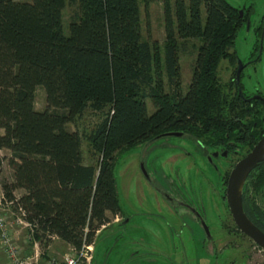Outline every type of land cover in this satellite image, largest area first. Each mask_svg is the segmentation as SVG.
Segmentation results:
<instances>
[{"label":"trees","instance_id":"obj_1","mask_svg":"<svg viewBox=\"0 0 264 264\" xmlns=\"http://www.w3.org/2000/svg\"><path fill=\"white\" fill-rule=\"evenodd\" d=\"M156 1L76 0L65 34V0H0V150H9L14 178H3L1 190L44 246L53 238L75 248L92 244L108 214H119L113 174L119 151L199 121L206 129L220 125L216 67L234 45L236 10L226 0H162L161 52L141 29L140 3ZM183 38L202 44L189 89L180 94L177 39ZM163 76L172 92L164 91ZM38 85L45 90L41 111ZM87 108L107 109L86 135L98 166L83 162L82 137L67 128ZM17 189L25 193L16 197Z\"/></svg>","mask_w":264,"mask_h":264},{"label":"rangeland","instance_id":"obj_2","mask_svg":"<svg viewBox=\"0 0 264 264\" xmlns=\"http://www.w3.org/2000/svg\"><path fill=\"white\" fill-rule=\"evenodd\" d=\"M226 1L236 10L239 18L234 48L244 58L251 48L254 38L252 39V32L250 34L245 33L246 27L244 28L238 11H243L245 16H250L251 21H254L255 24L263 18L264 0ZM171 4H173V0H171ZM140 11L143 40L156 43L159 50L163 52L165 30L162 0L153 2L148 6L141 2ZM76 12V0H65V7L62 12L65 34H68L69 24L75 18ZM201 44L202 39L200 38L177 39L180 65L177 91L180 94H185L189 89ZM232 55L233 50L231 48L229 55L219 61L216 67L215 85L220 91L224 110L218 116L219 121L221 122V119L226 117L231 118L232 125L236 127L238 120L233 122L232 110H229L235 96L234 89L230 86V80L234 77V68L236 67ZM258 77L264 84V58L257 65V71L249 76V80L253 83ZM163 81L164 91L172 92L174 88L169 86L165 76H163ZM146 104L148 112L152 113L154 105L149 98L146 99ZM45 107V90L43 86L38 85L35 90V108L41 111ZM106 110L101 113L87 108L73 124L67 125L69 130H77L82 137V156L85 164L96 166L99 164L100 155L92 151L86 140V135L103 118ZM245 110L246 108L242 107L233 110L234 119L242 117L240 111ZM246 114L249 118H244V121H249L251 125L256 121H261L264 130L263 112V115H259V111L252 110ZM219 127L209 131L205 126H202L203 132L194 129L185 130V137H160L162 133H159L133 147L119 151L116 154L113 168L119 205L124 216L127 215L131 218L133 225H141L143 229L138 232L146 233L152 246H163V243L166 245L167 243L177 244L180 241L170 235L166 219L171 217L166 215L162 205L157 207V203L160 202V196L165 198V202L169 198L175 199V204L182 206L181 210L184 211L179 228L181 227L183 230L187 225H190L188 228L191 227L190 233L183 230L184 233L182 234L181 231L183 248L180 250L182 255L186 256V260H181L182 264H193L194 259L196 264H210V262L212 264H264V251H260L252 240L235 230L236 225L224 196L227 176L234 163L248 150L251 142H241V145L238 146L239 154L233 151L226 158L221 157L210 162L205 157V151L221 148L222 146L218 145L222 144L219 139L222 140L226 137V131ZM234 133L236 132L233 129L229 135ZM250 138L252 137L250 136ZM251 140L255 141L256 138ZM200 143L207 146L206 150L202 148ZM7 154V150H0V181L13 175L7 162L8 156H4ZM140 164L146 167L149 180L145 179L142 174ZM150 184L157 188L160 195ZM250 187V201L254 210H261L264 213V166L253 176ZM159 210L162 211L164 218L153 214V218L148 219L151 217L148 215L149 212L159 213ZM108 215L109 222L96 233L92 259L87 264H118L117 261L125 258V256L120 257L121 251H118L124 245L125 238L120 236L119 232L112 233L111 230L114 223L120 224L123 221V217H119L116 222L111 214ZM185 219H190L191 223L184 222ZM202 223L207 226L208 234L206 235L202 230ZM124 229H126L125 234H128L131 227L127 226ZM137 235L141 238L139 234ZM37 240L40 242L39 239ZM121 240L122 242H120ZM53 241L51 240L48 246L39 243L40 252H42V256L44 255L43 258L61 256L67 251L66 245L59 244L60 241L57 243H53ZM187 245L190 247L186 248ZM123 250L128 251L126 246L123 247ZM167 254L170 255L168 260H174L173 262L179 264V256H174L173 250L168 251Z\"/></svg>","mask_w":264,"mask_h":264},{"label":"flooded vegetation","instance_id":"obj_3","mask_svg":"<svg viewBox=\"0 0 264 264\" xmlns=\"http://www.w3.org/2000/svg\"><path fill=\"white\" fill-rule=\"evenodd\" d=\"M238 14L242 22L244 23V28L246 27L245 33L250 34V32H252V39L254 38L253 40L254 42L251 48L249 49L248 53L244 56V58H242L238 54L237 50L234 48L235 45H233L232 47V50H233L232 59L234 60L236 67L234 68V77L230 80V86L234 89L233 91L235 92V96H234L232 105L230 106L229 110H232L231 117L233 118V122L237 120L239 122L238 121L236 122L238 123V126L235 127L232 125L231 118H227V117L223 118L221 119V122L217 118L214 120L215 122L220 123L219 128H221L223 131H226V137L222 140L219 139V141L222 142V144H218L219 146L220 145L222 146V147L220 146L221 148L205 151V157L210 162L218 158H221V157L226 158L230 153H233V151H235L234 153L239 154L240 150H238V146L241 145L240 143L243 141L251 142L250 145L248 146V150L245 151L244 154L241 155V158H243L252 149L254 144L264 136V130H263L261 121H256L252 125L251 123H249V121H244V118L245 119L249 118L246 116L247 112L256 110V111H259V115H263L262 112L264 113V84L259 79V77L253 83H251L249 80V76L253 74V72L257 71V65L261 62L262 58H264V15L261 21H258L257 23L254 24V21H251V17L245 16L243 14V11H238ZM238 69H239V76L237 78ZM239 107L246 108V110L240 111L241 113L240 115L242 117L234 119L235 117H234L233 110H237ZM199 123L200 121L197 123L194 130H198V131L200 130L201 132H203V128L198 125ZM212 129H216V128H210L209 131ZM233 129L236 133L230 136L229 133L233 131ZM185 130H188V129L167 131V132L162 133L160 137H165V136H178V137L184 136L185 137L186 136L184 134ZM168 132H177L178 134L168 135L167 134ZM250 136L252 138H250ZM253 138H256V140L255 141L251 140ZM200 145L202 146V148H204V150H206L207 146L203 145V143L202 144L200 143ZM240 159H238L234 163L231 170L233 169L235 164ZM141 165L143 166L146 172V175L144 173L142 174L144 175L145 179L149 180V174L147 172L146 167H144L143 164H140V168H141ZM262 166H264V161L257 164V166L249 172L246 178L245 188L242 193V203H243V206L249 218L254 222V224L259 229H261L264 232V213L261 210L255 211L250 201L251 181L253 179V176H255L256 172L260 170ZM229 174L227 176V180L225 183L226 184L225 194H224L225 201H226V188H227ZM151 187L160 195L156 187H154L153 185H151ZM159 199H160V202L157 203V207L162 205L163 209L166 212V215L168 217H171L169 219H166V222L168 224L169 233L173 238L175 237L178 238L180 243H177L178 245L175 243H171V244L167 243V245L163 243V246H152L149 243L146 233L144 234V232L142 233L138 232L143 229L141 225L139 226L133 225L131 218L127 215L124 216V213L120 207L119 214L115 216L112 215V216L116 222L118 221L119 217H123L122 218L123 221H121L120 224L114 223V226L111 229L112 233L117 231L119 232L120 236H123L125 238L124 243H123L124 245H122L120 249L118 250V251H121L120 257L125 256V258L117 261L118 264H177L173 262L174 260L172 259H171L172 261L168 260L169 259L168 257L170 255L167 254V252L168 251L170 252L171 250H173L174 256L176 255L179 256V259H178L179 264H182V261H181L182 259L186 260V256H183L182 251L180 250L181 248H183L181 244V237L185 230L189 231L190 233L191 227L188 228L190 225L185 226V228L183 229L184 231L181 229V227L179 228L180 222L182 221L181 216H184V211L181 210L182 206L180 207L178 206V204H175V199L173 200L172 198H169L167 202H165L166 201L164 200L165 198H161V196ZM153 214L157 216H161L163 218L165 217L162 211L159 210V213L149 212L148 215H150L151 217H148V219L153 218L154 216ZM188 220L185 219L184 222L191 223V220L190 219ZM127 226H130L131 229L128 234H125L126 229L124 228H126ZM202 230L205 235L208 234V229L205 223H202ZM235 230L243 234L237 227ZM181 231H182V234H181ZM137 234H139L141 238H139ZM190 235H191V238H193L192 234ZM120 242H122V240ZM124 246L127 247L128 251L123 250ZM189 247L190 246L187 245L186 248H189ZM258 249L260 251L262 250L260 247H258ZM124 253L126 254L124 255ZM165 260H167V262H165ZM196 263L197 262L194 259L193 264H196ZM210 264L212 263L210 262Z\"/></svg>","mask_w":264,"mask_h":264},{"label":"built area","instance_id":"obj_4","mask_svg":"<svg viewBox=\"0 0 264 264\" xmlns=\"http://www.w3.org/2000/svg\"><path fill=\"white\" fill-rule=\"evenodd\" d=\"M25 212L13 201L0 195V252L6 264H87L92 259L93 243L79 248L70 246L61 256L43 258L33 226L25 220ZM31 243V253L24 254L21 237ZM55 239V238H53Z\"/></svg>","mask_w":264,"mask_h":264},{"label":"water","instance_id":"obj_5","mask_svg":"<svg viewBox=\"0 0 264 264\" xmlns=\"http://www.w3.org/2000/svg\"><path fill=\"white\" fill-rule=\"evenodd\" d=\"M238 76L239 69L237 78ZM167 134L174 135L178 133L168 132ZM262 161H264V136L254 144L252 149L231 170L226 188V201L236 227L264 250V232L249 218L242 203V193L245 188L246 178L249 172ZM141 171L146 175L142 165Z\"/></svg>","mask_w":264,"mask_h":264},{"label":"crops","instance_id":"obj_6","mask_svg":"<svg viewBox=\"0 0 264 264\" xmlns=\"http://www.w3.org/2000/svg\"><path fill=\"white\" fill-rule=\"evenodd\" d=\"M1 150H3V149H1ZM4 150H7V149H4ZM8 151V154L7 155H4V156H10V153H9V150H7ZM12 174H13V171H12ZM8 182H12L13 180H14V178H13V175H12V177H10V178H5ZM2 193V190H1V184H0V194ZM25 193V191L23 190V189H17V190H15V192H14V194H15V196L16 197H20L21 195H23ZM54 241H53V243H57L58 241H60V243L59 244H61V245H66L67 246V248H66V250L70 247V245L69 244H67V243H65L64 241H62V240H60V239H58V238H55V239H53ZM21 245L23 246V248H24V254L25 255H28V254H30L31 253V250H32V247H31V243L27 240V238H26V236L25 235H23L22 237H21ZM49 251V250H48ZM44 254V253H43ZM43 257H44V255H43ZM0 264H6V260H5V257H4V254L3 253H1L0 252Z\"/></svg>","mask_w":264,"mask_h":264}]
</instances>
